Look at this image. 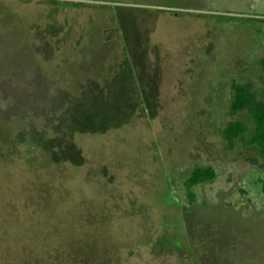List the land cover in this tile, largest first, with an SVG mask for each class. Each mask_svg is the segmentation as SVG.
I'll use <instances>...</instances> for the list:
<instances>
[{"label":"rangeland","instance_id":"1","mask_svg":"<svg viewBox=\"0 0 264 264\" xmlns=\"http://www.w3.org/2000/svg\"><path fill=\"white\" fill-rule=\"evenodd\" d=\"M263 58L264 0H0V264H264L258 150L222 136L251 137L231 85L264 101ZM80 97L106 132L74 134L65 191L31 142L60 144L46 110ZM197 166L216 176L189 197Z\"/></svg>","mask_w":264,"mask_h":264},{"label":"trees","instance_id":"2","mask_svg":"<svg viewBox=\"0 0 264 264\" xmlns=\"http://www.w3.org/2000/svg\"><path fill=\"white\" fill-rule=\"evenodd\" d=\"M261 72L264 76V58L261 61ZM231 89L233 92V97H232V101L228 108L229 115L231 117H234L240 113L248 114L253 122V133L249 139H245L244 135L247 132V126L241 121L230 120L229 122H227V124L223 128L222 136L228 148H232L234 143L240 140L245 145L254 146L258 150V154L260 158V163H258V166L262 171V178L260 179L259 183L261 187V193L264 196V101L258 98L257 93L255 92L253 88V85L250 83H242V84L232 83ZM24 98L25 97L20 96L19 94L16 95L14 98L13 102L15 103L16 107H19V110H20V111L17 110L18 112L22 111V109L24 108V104L25 105L28 104L26 103ZM74 99L75 98H70L68 101H65L64 104L70 105L66 108H62V106L58 104V103H61V100L60 101L58 99L47 100V105H49V103L53 101L58 100V102H55L54 104H57L59 106L57 105L54 106L53 111L50 109V107H48L46 111H49L50 113H52V117L56 118L55 114L59 110H61L59 114V119L62 121L61 122L62 130H63V133H65L64 136L62 137L63 142L61 140L60 144L54 143V144H51L52 146L46 147V148L42 144L44 141L46 142V139L43 142H39V140L36 138V141L31 142L32 144L35 143V145H37V147L40 148V151H43L48 155V159H49L48 164H49L50 169L52 170L54 169V164H58L60 162L65 163V164H59L62 168L59 169L58 171L61 174H62V171L67 174V175H63V179L59 182L60 188L65 189V191H66V188L73 189L72 183L74 184L75 181L77 180L76 178H78V175L76 173H73L72 171L73 169L71 170L72 173H69L67 172V168L71 169V167L79 166L83 162L81 157H79V159L78 157H76L77 155H80V151L77 145L74 143V140H73L74 134L75 133L88 134L90 132L91 133H100V132L105 133L106 132L105 129L85 125V123H92L93 120H100L104 118L105 116H104L103 111H101V109L97 107L96 104H94L92 108L88 107L90 103L92 102V100L85 99V98L82 99L80 97L78 99L79 102L74 103ZM64 100H66V98ZM101 102L102 100L98 99L99 106H102V105L107 106V103H101ZM67 108L69 110H67ZM87 109H90V110H87ZM75 117H77V119ZM48 119L49 118H46L45 120V126H44V128L46 129L45 134L48 133L47 132L48 127L46 125L48 123L47 122ZM65 120L71 124L70 128H66L63 125V122H65ZM57 133L58 132L55 130L54 134H57ZM49 138L53 139L54 135L52 137V134H51ZM61 145L63 146V150H64V152L62 153L63 156L56 157V154H58L57 151L60 150L59 147ZM73 150L75 152H73ZM252 162L257 163L256 160L255 161L253 160ZM55 172H49V173L54 174ZM215 176H216L215 170L214 168L210 166L194 167L189 173V176L187 177V179L184 181V185L186 189L188 190L187 195L189 197H192V194H191L192 188L200 184L212 181L215 178Z\"/></svg>","mask_w":264,"mask_h":264},{"label":"flooded vegetation","instance_id":"3","mask_svg":"<svg viewBox=\"0 0 264 264\" xmlns=\"http://www.w3.org/2000/svg\"><path fill=\"white\" fill-rule=\"evenodd\" d=\"M194 229H195V232L193 231V229H192V230H190V232H189L188 236H191V235L195 236V234H196V231H197V228H194Z\"/></svg>","mask_w":264,"mask_h":264}]
</instances>
